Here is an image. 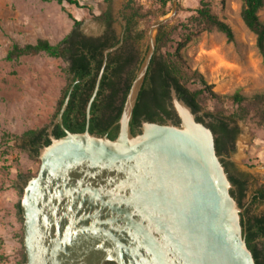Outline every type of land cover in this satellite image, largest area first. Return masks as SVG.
<instances>
[{
  "label": "water",
  "instance_id": "water-1",
  "mask_svg": "<svg viewBox=\"0 0 264 264\" xmlns=\"http://www.w3.org/2000/svg\"><path fill=\"white\" fill-rule=\"evenodd\" d=\"M153 49L151 41L113 139L64 128L65 96L19 199L21 264H255L214 134L196 120L201 112L170 87L178 122L141 120L138 131L130 130ZM54 124L64 135L51 134Z\"/></svg>",
  "mask_w": 264,
  "mask_h": 264
},
{
  "label": "rangeland",
  "instance_id": "rangeland-1",
  "mask_svg": "<svg viewBox=\"0 0 264 264\" xmlns=\"http://www.w3.org/2000/svg\"><path fill=\"white\" fill-rule=\"evenodd\" d=\"M208 1L211 11L230 26L233 38L228 41L215 29L199 30L180 50L188 67L197 71L211 90L220 95L235 91L245 96L264 94V57L256 48L254 34L241 20V0ZM78 2L79 5L91 4V12L64 1L0 0V264L21 262L22 218L16 204L23 186L39 165L38 149L31 152L21 134L29 129H46L52 123L68 83L66 65L60 58L38 53L6 60L5 54L13 42L33 43L38 38L58 42L71 27L69 13L81 20L82 32L99 34L105 28L100 14L108 11L111 28L119 33L126 13L123 10L125 0ZM138 2L150 7L156 15L159 13L152 0ZM197 5L198 0H171L163 16L149 21L138 19L133 24L132 31L141 35L137 46L144 54L142 62L154 41L155 22L165 18L167 29L176 27L171 37L178 40L180 23L186 21ZM257 13L264 22V0ZM198 86L194 82L193 87ZM204 106L209 111L235 109L229 102L209 99L204 101ZM236 125L239 132L234 150L227 158L237 169L250 175L249 189L243 200L246 206L252 191L264 185V126L249 117L237 119ZM251 210L264 212V201L252 205Z\"/></svg>",
  "mask_w": 264,
  "mask_h": 264
},
{
  "label": "trees",
  "instance_id": "trees-1",
  "mask_svg": "<svg viewBox=\"0 0 264 264\" xmlns=\"http://www.w3.org/2000/svg\"><path fill=\"white\" fill-rule=\"evenodd\" d=\"M58 3L66 2L69 5L83 7L88 13L92 10V5H79L78 0H56ZM159 13H156L150 8L138 2V0H125L123 10L126 13L123 15L126 27H129V32L132 31L133 24L138 19L152 20L157 16H163L166 13L165 7L171 0H152ZM263 0H241L240 17L243 24L254 34L255 45L259 53L264 57V22L258 16V10L262 6ZM108 23L111 22V17L107 11ZM72 20L69 31L56 43H50L47 39L38 38L33 43L19 44L13 42L7 49L5 54L6 60H16L21 56L34 55L44 53L50 57L60 58L70 62L65 67L67 77L71 76V80L76 78L81 79L75 83L70 94L66 109L62 113V122L67 130L71 132L84 131L83 125L73 127L71 125V113L75 107V100L83 87L92 89L94 79L85 77L89 74L90 58H93L98 44L96 41L104 39L107 41L111 37L106 34L102 37L87 36L81 31V20L76 19L70 13ZM167 21H163L156 27L154 40L156 43L157 54L151 56L147 66L146 73L138 90L135 104L132 110L131 119L129 121L131 132L138 125V119L143 115V119L150 122L164 123V120L170 119L174 113L166 108V99L169 97V87H173L178 98L182 99L193 112H201V116H196V120L202 122V119H210L206 125L214 134V148L216 154L220 156V160L227 173V177L233 188L229 190L230 195L237 201L238 206L242 208L240 213V225L242 235L247 248L250 250L255 264H264V212L254 213L251 206L264 201V185H258L250 194L249 202L245 206L243 203L249 189V173L237 169L231 161H226L228 154L234 150V141L238 134L236 120H244L246 117L256 119L259 124L264 126V94L255 93L250 96H245L239 91H235L230 95H220L211 90L210 86L203 80L202 76L194 70H190L186 61L183 58L180 50L185 43L190 40L199 30L215 29L225 35L228 41L233 38V33L230 26L211 11L208 0H198V5L192 10V13L187 17L185 22L180 23L181 34L178 40L171 37L175 26L167 29ZM131 38V35H129ZM136 40L141 38L140 33H136L133 37ZM194 82L199 84L198 87H193ZM129 84L123 89L121 103L119 106H113V109L104 110L96 113L94 105L90 108V114L93 115L89 132L96 135H104L109 130L113 122H116L120 116L122 105L129 89ZM117 87V86H116ZM121 89V90H122ZM119 87H117L109 96L108 104L115 102ZM65 95V92L63 93ZM89 95V94H88ZM88 95L85 97L87 99ZM76 96V97H75ZM213 100L215 102H229L235 106V109L230 112H225L221 109L208 110L204 106L205 100ZM62 103L58 102L57 111ZM81 116L84 119V112ZM161 113V115H160ZM202 117V118H201ZM78 117H74L76 119ZM95 122V123H94ZM56 128H59L58 126ZM112 127L107 137L113 139L115 129ZM45 128L29 129L21 134V138H30L31 143H34ZM64 135V132L59 131L55 137ZM8 142L9 140L6 139ZM47 139L43 145L49 144ZM34 149L32 152H36ZM17 212L20 214L19 202L16 204ZM22 241V240H21ZM23 248V247H22ZM24 260V253H21V262ZM104 264H115L112 261H107Z\"/></svg>",
  "mask_w": 264,
  "mask_h": 264
},
{
  "label": "flooded vegetation",
  "instance_id": "flooded-vegetation-1",
  "mask_svg": "<svg viewBox=\"0 0 264 264\" xmlns=\"http://www.w3.org/2000/svg\"><path fill=\"white\" fill-rule=\"evenodd\" d=\"M106 13L107 11L102 12L99 17V19H101L105 23L104 24L105 28L103 29V31H101L99 34H87L85 32H82L87 36L102 37L106 34L109 37L112 36V38L108 39L107 41H105L104 39L96 41L98 46H97L96 51H94L95 53L94 57L89 59L90 60V63H89L90 71H89V74L85 77V79L88 77L95 78L94 84H93L92 89H85L83 87L81 91V95H79L77 98L73 97V99L75 100V107L72 113L70 114L71 115V125L73 127L83 125L85 129L89 130V128L91 127L90 120L93 117V115L90 114V108L93 105H94L93 108L95 112L99 114L103 112L104 110H109L110 108L113 109V106H119V104L121 103V97L123 94L122 88H124L126 84L131 85L134 79V76L137 70L139 69L138 67H140V65L142 64V59H143L142 57L144 56V54L140 52L137 46L140 39L136 40L133 38L136 35V33H139V32L137 31L129 32V27H126V24L124 21V23L120 27L119 33H116L115 30L111 28V24L108 23ZM129 35H131V38L129 37ZM156 48L157 46L154 40V49L151 53V56L154 54H157ZM151 56H150V59H151ZM64 62L66 66L70 64V62L68 61L67 62L64 61ZM71 76L72 74L70 75V77H68V81H67L68 83L66 85V88L63 90V93L65 92V95L62 93V96L60 99L62 100V102L67 94H69V98H70V94L73 90L74 84L81 81V79H78V78H76L77 81H75L76 79L71 80ZM70 86H72L71 90H70ZM116 86L119 87L120 90L118 91V94L115 98V102L113 101L112 104L111 102L110 104H108V99H106V97L108 98V96L117 88ZM169 92H170V87H169ZM87 95L88 97L85 100V97ZM91 97H92V100L90 101V106H89V117L87 118L86 108H87L88 102ZM67 104H68V101H67ZM166 108L174 113L171 107V103H170V95L166 99ZM78 109L84 112V119L81 116V112ZM197 116H201V114ZM74 117H78V118L74 119ZM143 118H144L143 115H141L140 118L138 119V125L134 129L133 133L138 131L141 120H144ZM169 120H171L173 123L178 122V119L175 116V114ZM165 122L166 120H164V123ZM209 122H210V119H208L206 122L204 118L202 119V123H204L205 125H207ZM116 125H117V121L113 122L109 130L112 127H116ZM57 126L59 128H56ZM64 128L66 127L64 126ZM109 130L107 129L104 135L107 136ZM59 131L64 132V130L62 129L60 125L54 124L51 130V134L55 137L56 134L59 133ZM117 132H118V128L115 129V135L117 134ZM47 139L49 138L47 136V132L45 131L44 133L40 135V137L34 143H31L30 138H25L24 142L26 144V147H28L29 150L32 152L34 149L37 150L40 146H42ZM225 160L228 161L229 159L226 158Z\"/></svg>",
  "mask_w": 264,
  "mask_h": 264
},
{
  "label": "bare ground",
  "instance_id": "bare-ground-1",
  "mask_svg": "<svg viewBox=\"0 0 264 264\" xmlns=\"http://www.w3.org/2000/svg\"><path fill=\"white\" fill-rule=\"evenodd\" d=\"M178 109H179V107H178ZM179 110H181V109H179Z\"/></svg>",
  "mask_w": 264,
  "mask_h": 264
}]
</instances>
